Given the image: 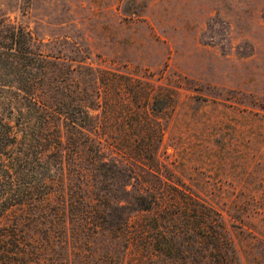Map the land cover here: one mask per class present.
<instances>
[{
  "label": "rangeland",
  "instance_id": "obj_1",
  "mask_svg": "<svg viewBox=\"0 0 264 264\" xmlns=\"http://www.w3.org/2000/svg\"><path fill=\"white\" fill-rule=\"evenodd\" d=\"M3 17L47 56V93L107 109L91 137L124 139L130 156L102 149L101 178L83 153L58 188L67 204L57 193L14 209L0 264H264V0H0ZM79 193L104 196L106 219L72 206ZM139 193L163 207L136 210ZM162 233L169 255L154 249Z\"/></svg>",
  "mask_w": 264,
  "mask_h": 264
},
{
  "label": "trees",
  "instance_id": "obj_2",
  "mask_svg": "<svg viewBox=\"0 0 264 264\" xmlns=\"http://www.w3.org/2000/svg\"><path fill=\"white\" fill-rule=\"evenodd\" d=\"M49 63L31 31L16 26L8 17L0 19V224L14 209L46 202L57 193L64 199L63 204H67L65 195L58 188L63 185L70 166H75L83 153L92 164V172L98 171L101 178H105L110 170L102 149L112 147L124 156H130L124 139L118 142L114 135L103 130L102 136H108L104 139L108 143L91 137L97 132L93 128L94 120L102 117L103 121L111 116L107 109L101 116L92 113L93 108L83 107L82 103L69 104L65 98L71 97L64 91L54 96L47 93V87L53 84L47 77ZM62 87L65 88L63 84ZM151 99L150 96L146 98V106L151 105ZM94 183L101 185L98 179H94ZM89 195H75L72 206L86 204L91 219L95 212L96 218L106 219L107 214H102L97 207L98 203L106 200L105 197L96 195L90 201ZM69 202L68 199V205ZM129 203L140 211L163 207L156 196L141 193ZM121 209L122 205L114 212ZM77 216L80 217V211ZM204 216L200 213L193 221L201 230L207 228ZM159 217L166 224L163 228L180 220L179 215ZM209 220L208 224L212 225ZM98 223H92V226L101 227ZM128 224L127 216L123 218L122 225L117 223L115 228ZM224 232L221 237L227 250L231 242L227 238V230ZM157 242L154 249L163 255H169L174 248L176 250L174 238L167 237L165 233Z\"/></svg>",
  "mask_w": 264,
  "mask_h": 264
}]
</instances>
